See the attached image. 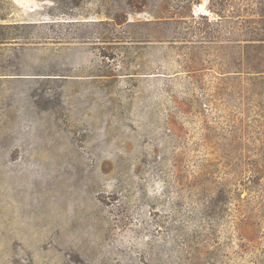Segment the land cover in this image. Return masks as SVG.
<instances>
[{
	"label": "rangeland",
	"instance_id": "374dc122",
	"mask_svg": "<svg viewBox=\"0 0 264 264\" xmlns=\"http://www.w3.org/2000/svg\"><path fill=\"white\" fill-rule=\"evenodd\" d=\"M180 1L0 0V264H264V0Z\"/></svg>",
	"mask_w": 264,
	"mask_h": 264
},
{
	"label": "trees",
	"instance_id": "16d2710c",
	"mask_svg": "<svg viewBox=\"0 0 264 264\" xmlns=\"http://www.w3.org/2000/svg\"><path fill=\"white\" fill-rule=\"evenodd\" d=\"M187 2L188 1H186V0H184V1H180V3H177V4H175V5H171L173 8H174V10H175V12H174V14L175 15H173V16H170V18L169 19H172L173 21H177V22H187L186 20V16H184V15H180L181 14V12L180 11H176V10H178L179 8H182V7H185V5H187ZM161 3H163V8H166L165 7V4L167 3V1H162ZM199 17L200 18H202V19H206V22H208L209 23V18H207L205 15H199ZM191 18H193V15L191 16ZM251 68L253 69V72H256V73H259V72H264V69L262 70V69H259L258 67H256V66H251Z\"/></svg>",
	"mask_w": 264,
	"mask_h": 264
}]
</instances>
